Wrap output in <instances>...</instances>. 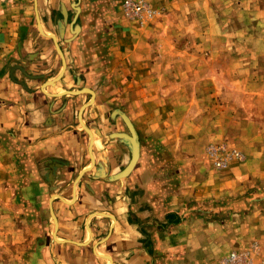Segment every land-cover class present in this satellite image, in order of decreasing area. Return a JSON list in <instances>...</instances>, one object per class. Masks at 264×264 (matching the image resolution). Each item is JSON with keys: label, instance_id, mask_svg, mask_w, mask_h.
I'll list each match as a JSON object with an SVG mask.
<instances>
[{"label": "crops", "instance_id": "1", "mask_svg": "<svg viewBox=\"0 0 264 264\" xmlns=\"http://www.w3.org/2000/svg\"><path fill=\"white\" fill-rule=\"evenodd\" d=\"M121 1L0 0V208L30 221L26 264H215L214 243L222 246L217 237L194 239L192 214L175 211L179 193L192 188L185 181L176 191L174 167L159 163L166 150L146 149L168 147L173 137L161 135L170 125L164 103L148 106L159 110L158 121L133 114L147 106L136 86L148 76L142 62L154 54L145 45L160 23H131ZM139 1L157 8L169 0ZM120 114L139 153L117 179L130 159L128 142L117 137L128 133ZM246 170L233 167L230 178ZM172 214L179 220L164 222Z\"/></svg>", "mask_w": 264, "mask_h": 264}, {"label": "rangeland", "instance_id": "2", "mask_svg": "<svg viewBox=\"0 0 264 264\" xmlns=\"http://www.w3.org/2000/svg\"><path fill=\"white\" fill-rule=\"evenodd\" d=\"M150 9L146 23L160 25L145 45L154 54L142 62L148 76L136 86L144 89L147 106L133 114L141 112L144 123L158 121L159 110L148 106H168L170 125L161 135L173 134L168 147L174 151L165 142L146 149L166 150L159 163L174 167L176 191L185 181L192 188L178 192L175 211L192 214L194 239H222L221 248L209 240L215 264L231 252L244 264H264V0H169ZM243 165L244 174L230 178L229 170ZM178 220L172 214L164 222ZM26 225L23 216L11 219L10 209L0 208V264L31 258Z\"/></svg>", "mask_w": 264, "mask_h": 264}, {"label": "water", "instance_id": "3", "mask_svg": "<svg viewBox=\"0 0 264 264\" xmlns=\"http://www.w3.org/2000/svg\"><path fill=\"white\" fill-rule=\"evenodd\" d=\"M33 3H34V6H35V0H33ZM35 17H36V14H35ZM37 19V17H36ZM53 42L55 44V41L53 39ZM55 50L57 52V54L60 56L61 60H62V68L64 67V62H63V59H62V56H61V53L58 49V47L56 46L55 44ZM79 92H84V93H87L89 94L90 96V100H89V103L92 102V99H93V93L92 91H90L89 89H86V88H83L81 89ZM86 104L85 105H82L79 112H78V118H80V115H81V112L82 110L85 108ZM120 118L122 120V122L124 123V125L126 126V129H127V134H118L117 137L118 138H122L124 140H126L128 142V146L130 148V159L128 161V163L126 164V166L122 169V171H120L116 176L115 178L117 179H120V178H124L126 177L132 170V168L134 167L137 159H138V144L136 142V135L134 133V130L132 128V125L129 123V121L127 120V118L120 114ZM80 120V119H79ZM87 134L89 135V138H90V134L88 131H86Z\"/></svg>", "mask_w": 264, "mask_h": 264}, {"label": "built area", "instance_id": "4", "mask_svg": "<svg viewBox=\"0 0 264 264\" xmlns=\"http://www.w3.org/2000/svg\"><path fill=\"white\" fill-rule=\"evenodd\" d=\"M122 15L127 20H134L138 24H143L153 17V11L142 1L123 0L121 3ZM218 166V164H217ZM240 257L234 252H231L227 258L219 264H244Z\"/></svg>", "mask_w": 264, "mask_h": 264}]
</instances>
